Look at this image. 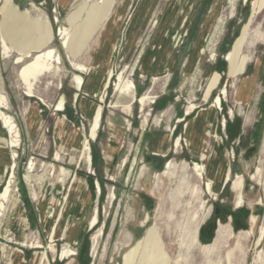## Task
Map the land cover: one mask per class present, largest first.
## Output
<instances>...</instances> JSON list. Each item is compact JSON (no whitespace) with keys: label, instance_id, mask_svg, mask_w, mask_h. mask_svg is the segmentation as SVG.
<instances>
[{"label":"rangeland","instance_id":"rangeland-1","mask_svg":"<svg viewBox=\"0 0 264 264\" xmlns=\"http://www.w3.org/2000/svg\"><path fill=\"white\" fill-rule=\"evenodd\" d=\"M13 1L22 10L30 8L32 18L47 16L56 34L53 46L48 48L57 49L61 54V62L57 65L62 67L64 75L61 87L57 86V80L48 84V78L36 83V94L46 104L16 88L19 66L14 64L16 53L9 58L2 56L1 37L5 31L0 11V73L11 103V107L4 110L14 117L21 133L17 147H8L0 141V190L8 176L10 151L15 149V185L23 202L20 211L30 222L27 238L28 241L37 239L44 246L21 245L17 240L18 226L5 230V220L4 228L0 230L3 232L0 242L7 251L20 248L23 252L12 262L6 253L1 252L0 264H31L34 254L44 250L50 264H65L61 253L66 248L77 252L75 258L79 264H264V234L257 244L264 229V5L260 0ZM1 2L3 0H0V6ZM76 5L84 7L81 17L84 25H88L87 18L91 13L98 17L89 34L90 46L95 44L93 40L98 35L99 26L109 17L116 20L122 13L115 47L112 43L114 51L109 62L112 61L113 76L102 103L101 125L96 138L89 140L92 165L85 158L81 159L78 147L73 143L65 144V140L58 137L60 154L63 143L66 151L60 155L59 161L54 159L56 146L52 134L55 118L65 114L75 123L79 133L88 136L90 123L82 102L86 98L100 103L85 89L78 91V99L74 100L76 89L71 79L78 71L71 65L66 51L73 34L68 14ZM175 13L191 15V19L185 27L177 26L168 42L163 44V39L168 37L167 26L170 25L167 22ZM65 27L70 34L66 47L63 46L64 35L59 33L60 28ZM243 30L248 38L241 56L246 55L248 62L241 74L229 76L226 58ZM22 37L24 35L11 38L10 45L18 46ZM76 59L84 61L82 55ZM240 64L237 56L234 68L230 66V74H236ZM257 66L254 87L248 90L250 100L239 102L237 89L244 78L252 79L249 77ZM92 71L90 68L82 74L84 87ZM215 71L221 74V80L207 99L205 88ZM120 73L125 80L135 83L130 94L117 89ZM224 87L226 95L221 93ZM220 93L223 98L222 107L217 111L220 121L217 130L216 122L213 133L208 134V107ZM62 95L66 99V109L59 112L55 107ZM143 96L146 98L142 103L140 98ZM128 100L133 101V106L130 111H125L118 104ZM27 101H37L46 120L34 135H30L25 120L24 104ZM185 110H188L186 119L201 110L206 116L202 133L196 136L197 130H194L195 134L183 137L180 150H187L186 140L193 143L197 139L199 147L192 151L200 156L204 153L206 137L212 136L210 147L215 146L209 165L214 152L223 158V148L218 142V136H221L224 147L231 154L230 179L224 188L218 189L216 196L206 191V179H201L194 171V163H204L197 156L179 152L162 157L148 152L147 142L152 137L182 134V123L177 119ZM222 120H225L224 126ZM110 121L118 127L119 138L110 140L113 131ZM1 127L0 124V133H5ZM112 146L120 148L119 165L109 173L102 152L109 151ZM111 153L115 154V151ZM172 156L189 161L171 165L166 173H158L165 160ZM32 157L58 165V181L54 186H49L51 181H46L41 188L36 186L41 192L49 191L48 200H43L40 205L41 213L47 214L46 218L41 217V221L31 188L24 178ZM144 165L146 169H143ZM34 168L33 164L31 169ZM74 176L80 182L79 188L87 190V204L92 207L82 218H76L75 190L70 193ZM240 179L243 185L236 188L235 182ZM97 181L100 192L97 191ZM69 193L67 203L65 197ZM240 193L244 200L241 206H237ZM53 199H58L55 205ZM94 204L98 209V223L90 228L88 222L94 213ZM67 208L71 211L69 214ZM253 217L256 218L254 223L251 222ZM217 226L220 231L215 239ZM53 232L56 234L54 238L51 237ZM232 248L234 254L228 260L227 253Z\"/></svg>","mask_w":264,"mask_h":264},{"label":"bare ground","instance_id":"bare-ground-1","mask_svg":"<svg viewBox=\"0 0 264 264\" xmlns=\"http://www.w3.org/2000/svg\"><path fill=\"white\" fill-rule=\"evenodd\" d=\"M8 3V2H7ZM260 4L264 5V0H260ZM13 8V6H12ZM11 8V10H12ZM15 8V7H14ZM170 11V9H169ZM175 11V10H174ZM178 12V9H176ZM168 15V14H167ZM174 16L169 19L167 22L168 31H167V38L163 39V44L168 42V38L170 35H172L176 29V27H185L187 22L190 21L191 15L190 16H183V14H173ZM76 16V15H74ZM16 17V16H14ZM13 17V18H14ZM116 20H111L112 18L109 17L108 20L110 22L115 21V22H121L122 20V13H119L117 15ZM166 17V16H165ZM57 18V17H56ZM173 18V20H172ZM98 19L97 15L94 13H91L88 18V26L86 27V31L88 35L93 31V25ZM172 20V21H171ZM72 22V21H71ZM171 23V24H170ZM13 24V23H12ZM13 29V28H12ZM15 30V29H14ZM13 30V32H14ZM44 31V30H43ZM105 31L107 33V28H105ZM7 32V30H6ZM8 33V32H7ZM43 33V32H42ZM59 33H62L64 35L63 39V46L66 47L68 44V39L70 38L69 34V29L68 28H60ZM105 34V33H104ZM103 34V35H104ZM45 35V33L43 34ZM79 38V37H78ZM37 42L35 43L36 46ZM240 45H241V40L238 42V45L236 46L235 52L229 53L227 55V59L230 62L231 68H234L235 62L238 56V52L240 51ZM72 46V45H71ZM113 46L115 47V43L113 42ZM74 48V47H73ZM1 49L2 53L9 54L13 48H11L4 37H1ZM30 50V49H29ZM28 50V51H29ZM37 52V51H36ZM1 54V53H0ZM31 57L28 61L25 62V57L24 56H19L17 58V62L23 63L22 69L20 76L24 83L28 86V94L32 95V86H33V81L36 80L39 76L45 74L46 72H51L52 70L55 69L56 64L61 62V56L58 53V51L54 48H46L33 54H29ZM245 60L244 59L240 66L238 67V72L243 69V66L245 65ZM15 62V61H14ZM171 62V61H170ZM74 67L79 71V72H86L88 71L91 67H93L95 64H92V66H87L82 63L78 62H73ZM95 75V73H94ZM98 75V74H97ZM113 76V69H112V61L108 63L107 69L104 70L99 76H97L95 79L93 78L92 84L88 86L89 91H92L97 98L99 99L100 103H88L87 105V113H88V120L90 123V131L88 136H85L81 133H79L77 130L70 131L69 127L67 126V122L62 121L59 124L58 130H57V137L66 140L68 139L71 143H73L74 146L78 147L81 150V159L83 158L86 159L87 163L90 165L92 163V159L89 150V140L95 139L97 136L98 129L100 128L101 125V120H102V111H103V105L102 103L104 102V98L107 92L108 87L110 86L111 79ZM221 74L215 73V75L212 77L206 97L210 94L211 90H213L218 83L220 82ZM74 79L77 83L78 87H81L82 84H84V78L81 73H76L74 75ZM253 78L249 80H244L242 84L237 89V96L238 98H242L243 96H246L248 93V90L253 86ZM22 83V82H21ZM117 89L122 92V93H127L130 94L133 92V89L135 87V83L133 81L125 80L123 78V75L120 73L118 77V81L116 83ZM227 89L224 87L222 88L221 93L226 95ZM216 96L213 103L208 107V115H207V122L209 126V130L207 131L208 134H212L213 130L215 128L216 122H217V115L216 111L221 109L222 107V94ZM33 97V96H32ZM37 97V96H36ZM146 96H143L140 98V101L143 103L145 100ZM64 98H61L59 101L58 105L56 106V109L58 111H63L65 109L64 106ZM138 102V101H137ZM140 104V103H139ZM9 108V102L8 98L5 93H3L0 90V124L1 126L6 130L5 133H0V141L4 142L8 147H17L20 144L21 140V133L20 129L18 128V124L15 121L14 117L7 113L4 109ZM233 110H231V113ZM205 113L203 110H201L195 119L191 122H187V129H188V134L193 135L194 130L196 131V136L200 135L199 131L202 130V123L205 119ZM222 125H225V120H222ZM171 130V129H170ZM120 132L118 130V127L113 124V131H112V136L115 138H119ZM169 139V138H168ZM166 143L162 144L165 150L169 149L170 146V141L166 140ZM176 146H179L180 140L179 138L177 139ZM187 144L191 147L192 150H197L198 149V140L196 139L193 143H188V140H186ZM218 142L219 145L223 148V158H220L215 152L213 153L211 157V161L209 165H206L204 163H194V171L196 172V175L199 176L201 179H206L205 182V189L208 193L210 194H215L216 196L217 191L219 188L223 187L227 180L230 179V157L231 154L230 152L224 147L223 144V139L221 136H218ZM61 149L64 150V143L60 147ZM205 148V147H204ZM10 164L8 166V176L7 179L5 180V183L3 184L1 190H0V230H3V225L4 221H7V227L5 230H8L12 228L14 225L18 226L19 229V235L17 237V240L20 242L21 245H26L28 244L30 247L34 248H39V247H44L37 239L30 240L28 241L27 234L29 231V222L28 219L24 214L21 213V206L23 204L20 196H19V190L17 185H15V168H16V156L17 152L15 149H12L10 151ZM171 152V151H170ZM60 152L57 154V158H60ZM165 156V155H164ZM103 157L105 158L107 162V168L106 171L111 173L114 171L117 163L115 161V154L104 151ZM163 157V156H162ZM32 161V160H31ZM82 163V162H81ZM184 163V162H183ZM33 162H31V167H33ZM170 162L166 165L170 167ZM92 168V167H91ZM90 170V169H89ZM63 173H66V169L62 168ZM92 171V170H91ZM159 173V172H158ZM113 177V176H112ZM80 182L76 178V176L73 177V184L70 189V193L72 189L75 190V199L76 200V205L78 207V210H76V218H82L85 213H90L92 207L88 206V192L86 189L82 191L79 188ZM243 185V180L240 179L235 182V187L240 188ZM97 191H101V186L99 182L97 181ZM70 193L67 194L65 197L68 203V199L70 196ZM64 198V199H65ZM44 200V199H43ZM243 197L242 194L240 193L238 196V201H237V206H241L243 203ZM58 202V199H53L52 204H56ZM43 201L41 202V204ZM94 213L88 222V225L90 228H93L97 225L98 223V209L95 207L94 204ZM71 211H68V208L66 210V213L69 214ZM60 216V215H59ZM42 218H46L47 214L46 212L41 213ZM256 221V218L253 217L251 219V222L254 223ZM3 232L0 231V234ZM81 233V231H80ZM53 235L51 236L52 238L55 237V233H52ZM264 234V229L262 228L261 230V235L257 239V244H259L263 238ZM79 237V236H78ZM46 248V247H45ZM6 253L8 256V259L10 262L12 260H16L19 257V253L23 252L20 248H15L13 251H7L0 242V253ZM76 251L72 248H66L62 251L61 253V258L65 259L66 262L65 264H79L77 259L75 258ZM234 254V249L232 248L228 253H227V258L230 260ZM31 264H50L48 257L46 255V251H40L36 252L32 258Z\"/></svg>","mask_w":264,"mask_h":264},{"label":"crops","instance_id":"crops-1","mask_svg":"<svg viewBox=\"0 0 264 264\" xmlns=\"http://www.w3.org/2000/svg\"><path fill=\"white\" fill-rule=\"evenodd\" d=\"M67 1L68 0H62L61 2H67ZM12 6H13V8H12ZM31 6L34 8L36 7V5L34 3H32ZM11 8H12V10H11ZM71 9L72 10L68 14V22H69V28H71L73 34L71 36V39L69 40L68 50L66 51L70 57V62L72 63L71 65L74 67L73 62L82 63V64H85L88 66H92V64H95L93 67H91L93 69V71L90 73V76L88 78V81H87V84L85 87H84L85 81L83 82L84 84H82L81 87L77 86V83L74 79V75L76 73L83 74L84 72H79L74 67V69L78 71V72L73 73L72 79H71L73 86L76 89V92L74 93V100L77 101V99H78V96H79L78 91L84 90V89H85V92H88L91 96L97 98V96L92 91H89L88 86L90 84H92L93 78L95 79L97 76H99L105 70L106 66L108 65L109 60L110 59L112 60V52L114 51L112 49V43L113 42L116 43V41H117L118 28L120 26V23L118 24L116 22H113L111 24V22H109V20L106 19L105 22L99 26L100 30L97 31L98 35H97L96 39L93 40L95 44L90 46L89 45V43H90L89 37L90 36L88 35V33L86 31V27L88 25H84L83 19L81 18L82 17V11H84V7L76 5L75 7L71 8ZM0 11H1V15H2L1 24L4 27V31H5L3 37L5 38L7 44L11 48H13V50L9 54L2 53V56L4 58H9L12 56V53H16V55L14 57V61H15L14 64L19 66V68L16 72V88L22 89L23 93L30 98H32V96L33 97L37 96L36 98H38L42 103L46 104V101L41 96L36 94L35 85L42 78H48V84H51L54 82V80H57V86L61 87L62 86L61 78L64 75V71H63L62 67L58 66L56 64V67L54 70H52L51 72H46L45 74L39 76L36 80H34L33 86L31 88L32 95H30L27 92L28 86L24 83V81L22 80V78L20 76L23 63L17 62V58L19 56H24L26 59L25 60V62H26L31 57L29 54L34 55L35 53L45 49V47L48 48L50 46H53L52 44L55 41L56 34L53 31L52 24L49 21V19L47 18V16L32 18L30 15V11H31L30 8H26V9L22 10L18 7L17 4L14 3L13 0H3V2H1ZM74 15H76V16H74ZM14 16H16V17H14ZM109 26L111 28H114V29L109 30V28H108ZM105 28H107V33L105 31ZM6 30L8 33L6 32ZM13 30H14V32H13ZM31 31H32V33H31ZM28 33L33 34V36H31V34H30V36H27ZM44 33H45V35H43ZM18 35L20 37L22 35H24V37L20 38L19 45L18 46L10 45L9 42L11 41V38L18 36ZM246 37L247 36H246V34H244V30H243L242 33L239 35V37L235 40L232 50L229 52V53L235 52L236 46L238 45V42L241 40L238 58L241 62L245 58L246 59L245 65L243 66V69L241 71L232 75V74H230V62H229V60H227L228 61V75L229 76H235V75L241 74L243 71H245V67H246V64L248 62V57L246 55L241 56V52H242V49H243L244 44L246 42ZM130 39H131V36H130ZM36 42H37V44L35 46ZM81 55H82L84 61H78L76 59L78 56H81ZM104 60H107L106 61L107 63H104ZM257 72H258V66L255 68L254 74L251 77H249V78H253V81H254L252 88L254 87V83H255L254 77L257 74ZM94 73H95V75H94ZM215 73H218V71H215L213 73V75L211 76V78H210V80L207 83L206 88H205V95L204 96L207 99L209 97H211L213 91L218 86L217 85L213 90H211L210 94L206 97V93H207L209 83H210L212 77L215 75ZM245 79H248V78H244V80ZM220 80H221V78H220ZM0 90L6 94V96L8 98L9 106L11 107L10 99H9V96L6 92L5 83L3 81L1 73H0ZM246 96H247V98H246ZM246 96H243L242 98H238V96H237V100L239 102H242V100H245V99L249 101L250 100L249 99L250 98L249 92L247 93ZM61 98L65 99V96L62 95ZM61 98H60V100H61ZM59 101H58V103H59ZM64 101H65L64 106L66 109V99ZM58 103L56 104V106L58 105ZM88 103H96V102L84 98V101L82 102V108H83L84 114H85L87 119H88V113H87ZM111 105H113V104H111ZM118 105H119V107H122L125 111H130L132 106H133V101L128 100L124 103H119ZM65 109L63 111H59V112H64ZM55 110L58 111L56 109V107H55ZM24 113H25V120L27 123V127L29 129V133H30V135H34V133L40 127H42L46 122V120L43 118V116L41 114V111L39 108V103L37 101H27V103L24 104ZM216 115H217L216 130H217L218 122L220 121L219 114L217 113V111H216ZM187 116H188V110H185L184 115H182L181 117H179L177 119V122L182 123V130H183L182 134H178L175 137H173V134H170V133L165 134L159 138L152 137L151 140H149L147 142L148 152L153 154V155L163 156V157L168 156L170 153L177 154L179 152H185L187 154H192V155L197 156L199 161H202L207 165L209 163V159H210V155L212 153V150L215 146V144H214L212 148L210 147V145H211L210 139L212 138V136L206 137L204 153L200 156L196 155L189 146H188L187 150H185V151H184V148H182L181 150L179 149V147L181 145V139L188 135V129L186 126L187 122L193 121L197 115L192 117V118H189V119H186ZM114 120H116V118H114ZM62 121L67 122V126L69 127L70 131L77 130L75 123L71 119H69L65 114H62V115L57 116L55 118L54 123H53L52 139H53V142L55 143V146H56V153H55L54 159L58 160V161H59V159L57 158V154L59 152V144H58V138H57V130H58L60 122H62ZM184 122H185V124H183ZM110 124H111V126H113L112 121L109 122V125ZM121 129H123V128H121ZM126 131H127V129L124 130L122 137L124 136ZM170 131H172V127H171ZM199 133L201 134L202 131H199ZM110 135H111V138H110V140H111L113 137L111 132H110ZM178 138L180 140V143H179V146H176L175 141H177ZM166 140L170 141L169 142L170 146H169L168 150H165L164 147L162 146V144L166 143L165 142ZM64 143L66 144V143H71V142L67 139V140H65ZM209 148L211 149L210 151H209ZM65 151H66V147L64 146V150L61 151V154L63 152L65 153ZM104 151L105 150H103L102 153H104ZM112 151H115V154L117 156V160H116L117 165L116 166H118L119 165L118 160H119L120 148L112 146V148L108 152H112ZM103 159L105 161V169H106L107 168V162H106L104 157H103ZM30 160H32L31 162L34 163L35 168L32 170L31 166L27 167L26 171L24 173V178H25L27 184L31 188L32 199L36 202V205H37L38 210H39L38 218H39V221H41L40 205H41V202L43 201V199L48 200L49 191L47 189L45 192H41V191L36 189V186H39L41 188L46 181H51L49 183V186H54V184L58 181V177H57L58 165H55L54 163H51V162L38 161L34 157H32ZM188 161H189L188 159H184V158L180 159L177 156L169 157L165 160L163 169L161 171H158V172L159 173H166L167 171H169V166H166L169 162L171 163L170 164V166H171V165H180V164H183V162H188ZM120 165L122 166V164H120ZM6 167H7V165L4 166V170ZM144 168L146 169L147 166L144 165L143 169ZM230 169H231V163H230ZM223 188H222V190H223ZM29 228H30V222H29ZM219 231H220V228H218V226H217L216 230H215V239H216V236L219 234Z\"/></svg>","mask_w":264,"mask_h":264},{"label":"trees","instance_id":"trees-1","mask_svg":"<svg viewBox=\"0 0 264 264\" xmlns=\"http://www.w3.org/2000/svg\"><path fill=\"white\" fill-rule=\"evenodd\" d=\"M215 235V234H214Z\"/></svg>","mask_w":264,"mask_h":264}]
</instances>
